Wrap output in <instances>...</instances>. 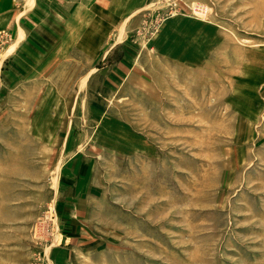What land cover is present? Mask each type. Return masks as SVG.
I'll return each mask as SVG.
<instances>
[{"label":"rangeland","instance_id":"374dc122","mask_svg":"<svg viewBox=\"0 0 264 264\" xmlns=\"http://www.w3.org/2000/svg\"><path fill=\"white\" fill-rule=\"evenodd\" d=\"M131 22L121 84L19 77L0 29V264H264V0Z\"/></svg>","mask_w":264,"mask_h":264},{"label":"crops","instance_id":"0c3cea01","mask_svg":"<svg viewBox=\"0 0 264 264\" xmlns=\"http://www.w3.org/2000/svg\"><path fill=\"white\" fill-rule=\"evenodd\" d=\"M150 0H31L12 13L6 24L11 41L4 51L9 72L17 76L47 75L59 65H75L86 85L100 73L120 83L139 56L130 41L132 19ZM6 60V59H5Z\"/></svg>","mask_w":264,"mask_h":264}]
</instances>
